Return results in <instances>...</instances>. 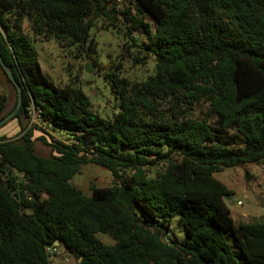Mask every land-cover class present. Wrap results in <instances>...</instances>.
Segmentation results:
<instances>
[{
    "label": "trees",
    "instance_id": "obj_1",
    "mask_svg": "<svg viewBox=\"0 0 264 264\" xmlns=\"http://www.w3.org/2000/svg\"><path fill=\"white\" fill-rule=\"evenodd\" d=\"M129 4L0 0V54L22 86L11 120L23 131L0 137V264H52L46 249L57 242L76 264H238L226 233L248 264H264V219L237 225L226 202L233 193L214 177L264 161V0ZM99 20L155 60L142 82L106 74L119 109L113 119L98 115L82 89L46 78L24 26L89 59ZM7 100L0 96V120ZM201 104L208 115L197 119ZM34 111L65 141L37 140L43 130L23 125ZM39 140L50 158L37 154ZM160 163L150 176L146 167ZM88 164L106 168L113 185L89 196L77 189L72 180ZM175 219L182 241L170 236Z\"/></svg>",
    "mask_w": 264,
    "mask_h": 264
},
{
    "label": "rangeland",
    "instance_id": "obj_2",
    "mask_svg": "<svg viewBox=\"0 0 264 264\" xmlns=\"http://www.w3.org/2000/svg\"><path fill=\"white\" fill-rule=\"evenodd\" d=\"M118 7L126 10L130 7L129 1ZM103 23L99 20L90 32V38L95 40V53L89 59L75 48L62 49L54 40L36 38L30 32L27 22L24 26L38 52L39 63L46 78L57 87L71 85L82 89L98 115L104 119H113L119 113V109L106 74L115 72L120 78L131 82H142L154 73L155 60L142 53L139 48H129V46L126 48L125 44H130V41L125 40L123 35L113 30L102 29ZM133 36L140 43L146 42L145 35L140 32H136ZM138 56L144 57L141 63L136 62ZM87 64L93 68L91 73L86 71ZM3 95L8 98L4 112L8 115L16 107L17 90L0 66V96ZM207 115L208 105L201 104L196 108L194 116L197 119H203ZM29 121L28 118H24L23 125H29V128L32 125H38L43 130L36 131L37 140L42 136L49 140L47 134H51L55 139L65 141L66 135L63 132L51 131L48 127H44L34 113L31 114L30 124ZM22 132L17 119L10 120L0 127V137L4 135L13 140L20 137ZM36 152L47 158L53 155L51 148L40 140L37 141ZM173 156L176 157V155ZM165 166L166 163H160L146 169L150 176L154 177ZM214 177L233 193L226 202L237 225L264 219V161L225 168ZM113 183L114 178L111 173L96 164L81 167L80 174L72 180V184L87 196L91 195L93 187H110ZM169 229L170 236L177 237L180 241L184 239V231L179 227L177 219L172 222ZM226 237L237 257L238 264H248L239 249L235 247L232 235L226 233ZM98 238L107 245L114 244L108 236L98 234ZM50 261L52 264H76L77 262L62 247Z\"/></svg>",
    "mask_w": 264,
    "mask_h": 264
},
{
    "label": "water",
    "instance_id": "obj_3",
    "mask_svg": "<svg viewBox=\"0 0 264 264\" xmlns=\"http://www.w3.org/2000/svg\"><path fill=\"white\" fill-rule=\"evenodd\" d=\"M0 64L2 65L4 70L6 71L7 75L9 76L11 82L15 86V88L17 90V93H18V103H17L15 109L11 113H9L8 115H6L4 118H2L0 120V127H2L4 124H6L8 121H10L12 118L15 117L18 114V112H19V110L21 108V104H22V86L16 81V79L14 78L11 70L6 67V65H5V63H4V61H3L2 57H1V54H0ZM85 68H86V71L88 73H91L93 71L92 70L93 68H92V66L90 64H87ZM229 198H230V196H227L226 199H229ZM55 245L59 247L60 243L57 242Z\"/></svg>",
    "mask_w": 264,
    "mask_h": 264
},
{
    "label": "built area",
    "instance_id": "obj_4",
    "mask_svg": "<svg viewBox=\"0 0 264 264\" xmlns=\"http://www.w3.org/2000/svg\"><path fill=\"white\" fill-rule=\"evenodd\" d=\"M129 0H116V2L118 3V4H124V3H126V2H128ZM34 113V115H36V117L38 116L36 113H35V111L33 112ZM38 119V118H37ZM39 120V119H38ZM40 121V120H39ZM41 122V121H40ZM41 124L44 126V127H47V125L46 124H44L43 122H41ZM48 128H49V130H51V127L50 126H48ZM1 154H0V159H1ZM239 204H241L240 202H239ZM58 248H56V245H54L53 247H48L47 249H46V252H47V255H48V257L50 258V259H54V257L56 256V254L58 253Z\"/></svg>",
    "mask_w": 264,
    "mask_h": 264
},
{
    "label": "crops",
    "instance_id": "obj_5",
    "mask_svg": "<svg viewBox=\"0 0 264 264\" xmlns=\"http://www.w3.org/2000/svg\"><path fill=\"white\" fill-rule=\"evenodd\" d=\"M4 136V135H3Z\"/></svg>",
    "mask_w": 264,
    "mask_h": 264
}]
</instances>
